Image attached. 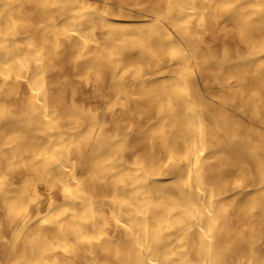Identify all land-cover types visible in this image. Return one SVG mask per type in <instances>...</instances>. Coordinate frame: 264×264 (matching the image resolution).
Listing matches in <instances>:
<instances>
[{
  "label": "bare ground",
  "instance_id": "bare-ground-1",
  "mask_svg": "<svg viewBox=\"0 0 264 264\" xmlns=\"http://www.w3.org/2000/svg\"><path fill=\"white\" fill-rule=\"evenodd\" d=\"M69 50L109 83L102 112L53 107ZM22 84L26 123L0 116L2 264H264V0H0V97ZM124 96L143 130L111 111Z\"/></svg>",
  "mask_w": 264,
  "mask_h": 264
},
{
  "label": "rangeland",
  "instance_id": "rangeland-1",
  "mask_svg": "<svg viewBox=\"0 0 264 264\" xmlns=\"http://www.w3.org/2000/svg\"><path fill=\"white\" fill-rule=\"evenodd\" d=\"M158 1L159 0H154V3H157ZM28 18V15L25 13L17 16V19L21 21H27ZM211 35L213 37L211 36L210 39L221 37L220 39L226 40L231 47L234 46L237 42V34L234 32H228L226 37L224 38H222V33H220L218 36L216 31L211 33ZM219 48L220 47H218V49ZM68 53L69 55L66 56L65 60L62 62V66L56 67L53 71L49 72L48 79L50 80V82L48 81V83L52 85L53 90L55 91V96L53 97V107L56 106V104L59 102V98L62 97L63 105L67 107H73L74 104H77L78 106H81L84 111L97 110L98 112H102L103 108L107 105V99L105 96L101 97L98 95L102 91H106L109 89V83L105 79L99 78L97 74H95V72H88L82 66L76 64L77 56L73 53V51L69 50ZM56 56L57 54L54 56L55 59ZM47 60H49V58ZM212 89L213 88H209L208 90L211 92ZM215 96L220 98H230L231 92L228 88H220ZM0 98V100L4 101L6 104V107L2 109V112H0V116L2 117V121L4 123H14L17 121V119L22 120V122L26 123V120L29 118L32 112L29 104V87L26 84H22L19 91L13 94L8 99L4 100V97ZM227 102L235 111L241 110L244 107V104H242V101L239 97L228 99ZM111 108V111L115 116L118 117L120 123H124L123 113L130 109L133 110V112H135L133 119L135 121V127H138L140 130H143V128L145 127L147 120L138 125V122L142 119L138 118V114L136 112L137 110L134 109L132 99L127 100L124 96V98L122 99V104H113ZM59 112L62 111L60 110ZM229 118L236 120L242 117L237 114L234 115V112H232ZM242 119L245 127L247 128H253L260 123V120L250 113L245 114V117ZM59 121L66 125L70 124L71 127L76 124L74 121L68 122L66 116L64 115L63 117L59 118ZM108 121H110L109 118ZM12 130L13 129H9L8 133L12 132ZM130 146H133L132 143L130 144ZM139 149L140 146L134 145L132 153H137ZM221 164H224V161L212 162L211 166L217 167ZM241 175L242 173L237 169H224V176L229 182H232L234 178H240ZM249 178V174L245 173L243 177L244 181L247 183L250 182ZM12 234L13 231H11V229H7L4 227V236L0 239V264L4 262V252L10 244V240H15V237ZM20 260H23V256L20 254L16 255L14 256L11 264H17ZM5 264H9V261H6Z\"/></svg>",
  "mask_w": 264,
  "mask_h": 264
}]
</instances>
